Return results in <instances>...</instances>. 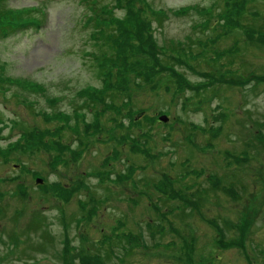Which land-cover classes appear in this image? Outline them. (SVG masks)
<instances>
[{"label": "rangeland", "instance_id": "obj_1", "mask_svg": "<svg viewBox=\"0 0 264 264\" xmlns=\"http://www.w3.org/2000/svg\"><path fill=\"white\" fill-rule=\"evenodd\" d=\"M65 254L264 264V0H0V264Z\"/></svg>", "mask_w": 264, "mask_h": 264}, {"label": "trees", "instance_id": "obj_2", "mask_svg": "<svg viewBox=\"0 0 264 264\" xmlns=\"http://www.w3.org/2000/svg\"><path fill=\"white\" fill-rule=\"evenodd\" d=\"M106 89H114V85H112L111 87H107ZM113 109H114V111L116 110L117 113H119L118 110L121 111V107L118 106L116 103H115ZM140 113H143V114H144L145 112L140 111V112H139V115H140ZM115 122L118 123V124L123 123V122H122V118H121V117H118L117 115H116V117H115ZM79 135H81V136H82V139H83V134H80V133H79ZM83 140H84V139H83ZM164 185H165V182L163 181L162 184L159 186V187H160V190H162V189L164 188ZM173 185H174V184H172V185H167V187L164 188V191H166V188H167V189H174V190L179 191V192L182 193V191H180L178 188H176L177 186H175V185L173 186ZM174 187H175V188H174ZM70 255H71V254H69V257H68V255H66V254L63 255V257H66V258L64 259V261H65L64 263H65V264H69V263H68V260L71 259ZM68 258H69V259H68ZM99 264H104V262H100Z\"/></svg>", "mask_w": 264, "mask_h": 264}, {"label": "water", "instance_id": "obj_3", "mask_svg": "<svg viewBox=\"0 0 264 264\" xmlns=\"http://www.w3.org/2000/svg\"><path fill=\"white\" fill-rule=\"evenodd\" d=\"M142 113H140V115H141ZM159 119H162V120H164V121H168V119H169V116L167 115V114H160V117H159ZM36 181H38V182H41L42 181V177L40 178V177H37L36 178Z\"/></svg>", "mask_w": 264, "mask_h": 264}]
</instances>
